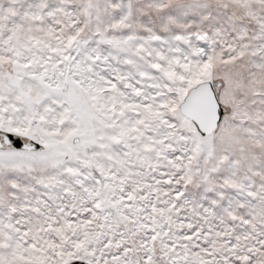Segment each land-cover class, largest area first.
Returning a JSON list of instances; mask_svg holds the SVG:
<instances>
[{"label": "snow or ice", "instance_id": "snow-or-ice-1", "mask_svg": "<svg viewBox=\"0 0 264 264\" xmlns=\"http://www.w3.org/2000/svg\"><path fill=\"white\" fill-rule=\"evenodd\" d=\"M0 264H264V0H0Z\"/></svg>", "mask_w": 264, "mask_h": 264}]
</instances>
